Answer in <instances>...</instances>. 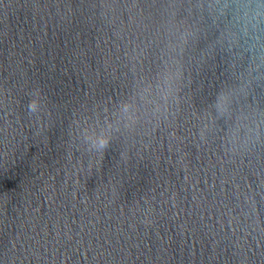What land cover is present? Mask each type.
<instances>
[{"label":"water","instance_id":"1","mask_svg":"<svg viewBox=\"0 0 264 264\" xmlns=\"http://www.w3.org/2000/svg\"><path fill=\"white\" fill-rule=\"evenodd\" d=\"M214 2L0 0V264H264V51Z\"/></svg>","mask_w":264,"mask_h":264},{"label":"clouds","instance_id":"2","mask_svg":"<svg viewBox=\"0 0 264 264\" xmlns=\"http://www.w3.org/2000/svg\"><path fill=\"white\" fill-rule=\"evenodd\" d=\"M227 21V32L235 44H246L250 52L264 51V0H215L211 6ZM29 110L34 111L32 103ZM107 139H98L90 145L96 151L107 148Z\"/></svg>","mask_w":264,"mask_h":264}]
</instances>
